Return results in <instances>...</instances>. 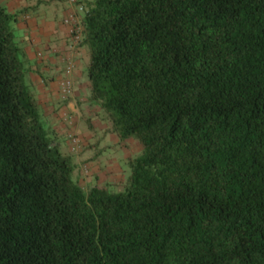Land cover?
<instances>
[{"label": "trees", "instance_id": "trees-1", "mask_svg": "<svg viewBox=\"0 0 264 264\" xmlns=\"http://www.w3.org/2000/svg\"><path fill=\"white\" fill-rule=\"evenodd\" d=\"M83 7L89 98L141 153L78 184L0 4V264H264V0Z\"/></svg>", "mask_w": 264, "mask_h": 264}, {"label": "crops", "instance_id": "crops-1", "mask_svg": "<svg viewBox=\"0 0 264 264\" xmlns=\"http://www.w3.org/2000/svg\"><path fill=\"white\" fill-rule=\"evenodd\" d=\"M77 1L85 6L92 0ZM0 4L15 14L11 26L24 64V82L51 139L61 151L70 152L74 147L68 134L77 137L81 149L90 152L82 158L76 156L78 166L88 163L82 160L90 159L98 167L101 154L95 146L103 147L109 140L122 145L124 141L108 130L99 105L89 98L88 51L72 41V26L64 23L69 13L81 20V12L65 0H0ZM65 61L74 63L71 73L65 72ZM63 78L72 81L69 97L60 93ZM100 149L104 152V148Z\"/></svg>", "mask_w": 264, "mask_h": 264}, {"label": "rangeland", "instance_id": "rangeland-1", "mask_svg": "<svg viewBox=\"0 0 264 264\" xmlns=\"http://www.w3.org/2000/svg\"><path fill=\"white\" fill-rule=\"evenodd\" d=\"M81 147L82 146H80L79 150ZM95 147L98 149L99 154H101V161L98 163L101 165L98 167H95L96 164L92 165L90 159L82 160L88 163L83 165L81 162V165L78 166L76 156L82 158L86 153L88 155L90 152H88L87 149H81L80 151L71 150L69 152L73 154V160L77 164L73 172V178L84 189H87L98 181V184L106 185L110 190H122L131 173L129 160L137 157L141 153V145L134 137H130L124 140L122 145L109 140L108 142H104L103 147L100 144ZM100 147L104 148V152L101 151ZM97 149H95V151H97ZM91 168H93L92 172H90Z\"/></svg>", "mask_w": 264, "mask_h": 264}, {"label": "built area", "instance_id": "built-area-1", "mask_svg": "<svg viewBox=\"0 0 264 264\" xmlns=\"http://www.w3.org/2000/svg\"><path fill=\"white\" fill-rule=\"evenodd\" d=\"M68 4L73 5L78 12H83L84 7L82 4H80L77 0H65ZM64 23L71 25V37L72 41L75 44H79L82 42V26H81V20L77 17V15H74L73 13H69L67 17L64 19ZM75 66L72 61H65V72L71 73L74 70ZM73 90H72V81L69 78H63L60 81V93L63 97H69L71 96ZM69 138L72 142V145L74 147V150H79L80 148V141L77 139V137L69 134Z\"/></svg>", "mask_w": 264, "mask_h": 264}]
</instances>
